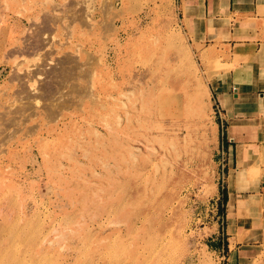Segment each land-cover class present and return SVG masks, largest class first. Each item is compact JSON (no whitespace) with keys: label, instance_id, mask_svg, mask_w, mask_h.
<instances>
[{"label":"rangeland","instance_id":"374dc122","mask_svg":"<svg viewBox=\"0 0 264 264\" xmlns=\"http://www.w3.org/2000/svg\"><path fill=\"white\" fill-rule=\"evenodd\" d=\"M228 55L178 0H0V264H223Z\"/></svg>","mask_w":264,"mask_h":264},{"label":"crops","instance_id":"0c3cea01","mask_svg":"<svg viewBox=\"0 0 264 264\" xmlns=\"http://www.w3.org/2000/svg\"><path fill=\"white\" fill-rule=\"evenodd\" d=\"M178 3L190 39L213 52H228L220 59L231 66L217 87L219 118L227 125L226 138L222 135L227 174L222 228L212 248L226 253L223 264H264V0ZM9 25L11 34L23 32Z\"/></svg>","mask_w":264,"mask_h":264},{"label":"bare ground","instance_id":"6f19581e","mask_svg":"<svg viewBox=\"0 0 264 264\" xmlns=\"http://www.w3.org/2000/svg\"><path fill=\"white\" fill-rule=\"evenodd\" d=\"M186 7V9L188 8L187 6H185Z\"/></svg>","mask_w":264,"mask_h":264}]
</instances>
